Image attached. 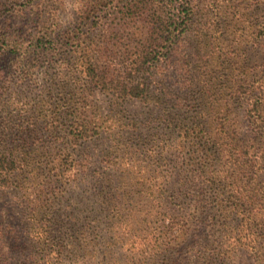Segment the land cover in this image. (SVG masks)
<instances>
[{"label":"trees","instance_id":"obj_1","mask_svg":"<svg viewBox=\"0 0 264 264\" xmlns=\"http://www.w3.org/2000/svg\"><path fill=\"white\" fill-rule=\"evenodd\" d=\"M124 6L121 16L109 6V16L86 20L83 29L70 33L41 30L28 39L0 37V111L12 93L5 77L30 73L40 57L49 64L75 52L86 78L82 85L51 82L44 90L49 99L27 109L37 113L33 119L19 110L1 120L0 191L22 186L20 179L43 165L40 187L51 179L62 186L72 169L81 172L85 163L88 170L87 142L110 134L119 146L103 155L105 169L93 179L99 203L95 227L87 218L72 217L73 206L67 203L59 235L52 238V226L45 224L53 218L51 207L44 204L31 216L38 241L31 238L26 259L16 258L15 236L0 222V264H231L233 252L242 247L251 248L257 264H264V79L239 88L248 96L240 92L248 101L247 143L224 126L209 129L206 115L186 126L184 119L166 114L146 121L131 117L113 130V117L94 108L96 92L120 106L148 99L149 80L160 63L190 74L182 42L198 12L193 0H129ZM135 18L146 23L145 36L135 56L127 50L129 62H114L119 52L107 50L122 45ZM189 82L190 88L196 84L192 78ZM151 106L162 109L161 102ZM132 159L137 163L128 162ZM64 222H69L66 230ZM120 249L126 252L117 255ZM183 249L185 256H177Z\"/></svg>","mask_w":264,"mask_h":264},{"label":"rangeland","instance_id":"obj_2","mask_svg":"<svg viewBox=\"0 0 264 264\" xmlns=\"http://www.w3.org/2000/svg\"><path fill=\"white\" fill-rule=\"evenodd\" d=\"M127 1L129 0H0V37L28 39L41 30L70 33L78 27L83 29L86 20L109 16V6L114 5L115 12L120 11L117 15L121 16L119 13L127 12L124 6ZM193 3L198 12L192 30L182 42L191 60L190 74L174 70L172 64L160 63L149 80L152 86L148 99L129 100L120 106L112 104L110 96L96 92L92 99L94 108L103 115L113 117L110 121L113 130L119 131V120L131 117L146 121L149 117L154 119L160 114H166L184 119L182 124L186 126L192 124L196 117L206 115L210 117L209 129L220 130L224 126L233 130L241 142L247 143L250 138L245 117L248 101L243 98L247 96L245 92L239 88L264 79V0H193ZM145 25L140 18L132 19L126 29L130 34L125 30L127 39L121 46H112L107 50V54L119 52L114 62H129L127 50L135 56V47L139 46V41L145 36ZM105 60L110 61L111 58ZM18 61H21V57ZM35 66V69H31L28 74L26 72L24 76L5 77L12 85V93L7 98L8 105L1 108L0 123L5 117H10L12 112L19 110L26 114L23 116L32 119L37 116L35 112L28 114L27 109L33 111L32 106L49 99L44 90L51 82L82 85L86 80L81 71L79 54L75 52H65L49 64L46 58L40 57ZM190 76L196 82L191 88ZM240 92L243 94L242 98ZM55 95L56 92L51 98L53 105L56 102ZM159 102L161 110L160 107L151 106ZM23 120L21 118L20 122ZM160 128L167 130L164 126ZM125 137L128 138L129 135L125 134ZM117 147L116 138L110 134L87 142L84 151L90 154L91 161L84 158L91 162L88 170L84 168L85 163L81 172L72 169L62 186L51 179L45 187H40L46 174L43 165L35 173L25 174V179H20L22 186L0 191V222L8 226L15 236L16 258L26 259L32 245L38 241L35 236L38 228L34 227L36 223H31V216L44 204V208L51 207L53 218L45 224L52 226V238L59 235L57 229L65 218L67 203L73 206L70 209L72 217L87 218L95 227L94 218L99 217V203L93 179L105 169L101 164L103 155ZM129 158L131 159V155ZM128 162L137 163L133 159ZM219 164L216 168H222ZM40 188L41 192L38 191ZM143 202L145 201L141 199L139 208H142ZM68 223L64 222V230L69 227ZM176 249L178 251L180 248ZM124 252L126 250L120 249L117 255ZM177 256L184 257V249ZM230 263L257 264L251 248L247 247L237 248Z\"/></svg>","mask_w":264,"mask_h":264}]
</instances>
